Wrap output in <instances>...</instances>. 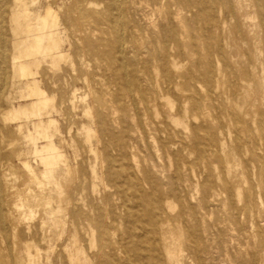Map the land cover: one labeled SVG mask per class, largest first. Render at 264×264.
Listing matches in <instances>:
<instances>
[{
	"label": "rangeland",
	"instance_id": "374dc122",
	"mask_svg": "<svg viewBox=\"0 0 264 264\" xmlns=\"http://www.w3.org/2000/svg\"><path fill=\"white\" fill-rule=\"evenodd\" d=\"M51 1L66 27L61 48L69 56L59 68L46 58L34 71L63 138L57 141L58 167L70 166L61 177L67 198L60 221L65 222L53 224L39 197H32L48 187L42 167L27 154L29 142L16 122L2 118L7 108L28 101L21 97L26 78L12 77L14 50L5 13L0 20V264H71L64 246L73 237L91 264H264V203L250 191L251 179L258 181L252 174L264 159L257 129L264 116V11L259 9L264 1L204 0L200 13L196 0H123L118 28L127 76L118 72L122 61L107 56L114 53L117 35L113 15L105 10L109 0ZM164 31L173 36L167 50L170 83L159 58L166 50ZM134 78L138 83L127 85ZM117 93L121 104L113 102ZM169 113L175 122L167 119ZM99 118L111 136H124L112 164L88 150L95 137L84 140L82 127ZM196 139L204 153L193 149ZM120 164L138 168L126 173ZM92 167L102 172V181L93 178ZM144 173L156 190L141 183ZM20 197L29 198L30 209L20 206ZM179 211L186 220H171ZM102 229L109 247L101 244Z\"/></svg>",
	"mask_w": 264,
	"mask_h": 264
},
{
	"label": "bare ground",
	"instance_id": "6f19581e",
	"mask_svg": "<svg viewBox=\"0 0 264 264\" xmlns=\"http://www.w3.org/2000/svg\"><path fill=\"white\" fill-rule=\"evenodd\" d=\"M81 1H86L89 5L92 4V1L91 2L88 0H81ZM195 4L199 7L200 9L199 12L204 13L205 11L204 0H196ZM259 9L261 11H264V6L259 7ZM105 10L111 13V15L115 16V18H113V16L111 17V21L115 22V24L113 25V29L117 33L116 41H115L116 48L114 50V53L112 54V52H108L107 56L109 58L115 56L118 59H120L122 62L120 65L121 67H119L118 69V72L123 74L124 76H127V70L125 66V56H124L125 49L123 44V36L118 28V25L120 27L122 26L121 16L123 11V0H109V3L106 5ZM5 13L7 15V20L12 32L11 44L14 50L10 58L11 69L13 73L12 77L16 80L26 78L21 88V97L27 99L28 101L7 108L2 113V118L4 121L11 120L16 122L17 130L19 132H23L24 137L29 142V146L26 151L27 154L31 155L33 159L37 161L42 167L40 174L44 178L45 185L47 184L48 187L44 188V190L41 193L42 196L35 194L32 197L34 199L36 197H39V200H41V202L44 204L45 207L43 211L44 214L47 217H49V219L53 222V224L57 222L64 223L65 221H60L61 213H63L62 212L63 207L61 203L66 200L67 195H65V190L62 184L61 177L63 174H66L69 171L70 166L69 164L66 163L63 167H58V162L62 160V154L59 151L57 141L60 143L63 141V138L60 136L61 131L59 130L58 126L55 124V120L52 118L49 111L47 110L50 99L47 97L45 91L41 88L40 80L35 78L37 72L34 71V68H37L42 62V60H45L46 58H50L51 63L56 66L59 65V61L68 58L69 56L68 53L64 52L63 49L61 48L62 43L66 40L65 38L66 27L64 26V23L61 21L57 11H55V9L52 7L51 0H46L45 6H43L39 2V0H10L9 6L7 7H6V0H0V20H2L1 18L4 17ZM88 13L90 14L92 12H88ZM84 14L85 13H83V15ZM260 24H261L260 26L264 28V15H262V17L260 18ZM172 41H173V36L167 33L166 31H164L163 44L166 50L165 53L161 54L159 58L164 62L163 71L168 83H170V70L168 69L167 66L168 63L167 50ZM209 53H213L212 46L209 47ZM255 53L256 52L253 51L252 55H255ZM1 61L2 62L4 61L3 56L1 57ZM211 73H212V67L210 66L206 69V72L204 74V77L207 79V81L211 79L212 76ZM5 78L6 77H4V79ZM4 79L2 85L4 84ZM137 83H138L137 78H134V80L127 79V85L137 84ZM125 86L126 84L124 86H120L119 90H122L123 87ZM261 87L262 86L259 85L257 88L260 89ZM128 95H130V99L135 102V93L133 89L131 88L128 89ZM245 97L248 100L252 98V94H250V91H246ZM263 100H264V95H263ZM122 101L123 98L121 93H117V95L114 97L113 102L117 104H121ZM140 101L146 102L144 98H141ZM85 114L87 116H90L88 110L85 111ZM261 116L262 117L257 121V129L260 131V136L258 140H260L264 145V116L263 114ZM166 117L169 121L175 122L170 113L167 114ZM243 122L245 125L247 123H251V121H246V120H243ZM82 132L84 134V140L88 143L90 142L91 137L96 138L95 144L92 143L88 144V150L90 152H93L96 155V157L102 154L105 157V160H107L109 164H112L114 161L112 153L113 151L122 150L124 136L120 135L117 138L111 136L108 125L101 118L97 120L94 119L91 120V123L89 125L82 127ZM254 139L257 140L256 138ZM254 139H252L253 148L256 143ZM237 140L240 143L239 138H237ZM193 149L200 151V153L205 152V148L199 144L198 139L194 140ZM19 155L20 154L18 153L17 156L22 162V165L30 171L33 178H38L37 177L38 173L32 170L31 165L28 162L23 161L19 157ZM260 162L262 164V169L257 170L255 171V173L252 174V176L257 175L258 181L256 182L251 179L250 191L252 195L257 196L262 201V203H264V198H263L264 178L262 177V172L264 173V159L260 160ZM119 167H121L126 173H132L138 168V165L136 164L135 166H133L132 164H120ZM225 171L227 175L225 183L227 185H230L228 181L229 178L231 177L232 170L229 164L225 166ZM92 174L94 179H98L102 181L103 179L102 172H97L95 171V168L92 167ZM242 177L243 174L240 175V178ZM149 180L150 179L148 174L144 173V176L141 179V183L142 184L144 182L150 183ZM133 183H134L133 185H135V187L137 188L136 191L139 193L140 191L142 192L141 190L142 188H140L139 186L141 183L138 181H135ZM150 184L153 190L157 189V187L154 186L152 182ZM104 186L107 185L105 184ZM237 191L238 194L240 195L239 189ZM206 197L207 196H205V198ZM20 201H21L20 206L23 207L24 210L30 209V205H29L30 200L28 197H20ZM156 213H157V208L153 209L152 215L156 216ZM170 219L186 220L183 211H179ZM0 220H4V216L2 213H0ZM168 231L170 232V230ZM101 232H102L101 237L104 240V242L101 244L102 245L104 244V247H109V243L106 238V230L102 229ZM76 240L77 239L73 237L71 238L70 243H68V245L65 244L66 246H64V249L66 250L67 257L70 263L71 264L93 263L92 259L85 254L84 250L77 244ZM89 241L90 243H93V234L90 235ZM102 247L103 246L100 247V250H102ZM36 250L37 249H35V251ZM169 255L170 257H173L175 253L173 251H170Z\"/></svg>",
	"mask_w": 264,
	"mask_h": 264
}]
</instances>
